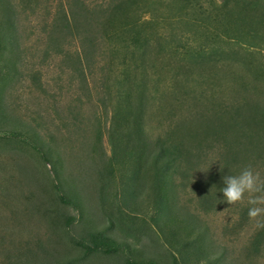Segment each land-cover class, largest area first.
Here are the masks:
<instances>
[{"label":"rangeland","instance_id":"obj_1","mask_svg":"<svg viewBox=\"0 0 264 264\" xmlns=\"http://www.w3.org/2000/svg\"><path fill=\"white\" fill-rule=\"evenodd\" d=\"M246 167L264 0H0V264H264Z\"/></svg>","mask_w":264,"mask_h":264},{"label":"clouds","instance_id":"obj_2","mask_svg":"<svg viewBox=\"0 0 264 264\" xmlns=\"http://www.w3.org/2000/svg\"><path fill=\"white\" fill-rule=\"evenodd\" d=\"M222 201L229 205L242 202L248 194V217L255 221L257 227H264V182L250 167L241 170L237 175L223 178Z\"/></svg>","mask_w":264,"mask_h":264},{"label":"trees","instance_id":"obj_3","mask_svg":"<svg viewBox=\"0 0 264 264\" xmlns=\"http://www.w3.org/2000/svg\"><path fill=\"white\" fill-rule=\"evenodd\" d=\"M59 198L64 203H70V201L66 199V197L62 194L59 195ZM69 221L70 219H68V222ZM79 242H81L82 246H84V248L87 251H92V252L100 251L104 253H109V252H117L123 248L126 254H131V253H127L128 252L127 248H124L122 244H119L116 241L109 239V237L91 239L90 242L81 239ZM126 264H142V263L137 262L131 256L128 255L126 258Z\"/></svg>","mask_w":264,"mask_h":264}]
</instances>
